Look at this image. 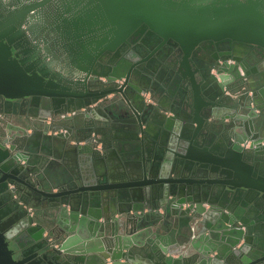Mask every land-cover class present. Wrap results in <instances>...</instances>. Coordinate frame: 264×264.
Instances as JSON below:
<instances>
[{"label":"water","instance_id":"1","mask_svg":"<svg viewBox=\"0 0 264 264\" xmlns=\"http://www.w3.org/2000/svg\"><path fill=\"white\" fill-rule=\"evenodd\" d=\"M45 1L0 14V264H264L260 246L246 258L245 239L224 250L209 230L222 216L240 220L253 194L264 198V145L253 140L264 135V57L244 72L257 74V100L228 97L249 111L218 124L214 87L242 75L227 67L196 81L189 65L208 43L264 55V0H73L79 11L55 29L72 33L79 51H64L82 80L49 73L45 47L42 59L23 47L36 24L19 26ZM137 38L135 50L148 41V63L173 50V73L153 102L122 94L130 121L116 126L96 115L113 90H99L95 76L107 72L91 64ZM118 67L110 75L123 76ZM239 232L222 234L234 246Z\"/></svg>","mask_w":264,"mask_h":264},{"label":"flooded vegetation","instance_id":"2","mask_svg":"<svg viewBox=\"0 0 264 264\" xmlns=\"http://www.w3.org/2000/svg\"><path fill=\"white\" fill-rule=\"evenodd\" d=\"M36 1L38 0H0V14L4 15L9 9ZM72 1L46 0L45 3L37 6L30 18H26L19 26L24 32H27V27L31 22L36 24L31 30V34L36 36L34 39L26 38L25 34L22 35L23 47L36 54L40 59H42L40 47H45L49 54L40 63L49 69V73L53 71L58 72L62 80H82L85 77L84 72L79 71L69 62V57L64 51L65 48L69 51L70 49H78L79 51L72 33L57 32L55 29V26L61 27L64 24L63 20L70 19L81 7L82 2L74 8ZM68 8L70 10L67 11ZM82 38H85V36H82ZM141 40L140 38H137L133 42L128 40L118 47L117 51L106 52L99 62L91 64L95 70L107 72V75L95 76L99 90H113L107 94V97L111 98L110 104L106 108L96 111V115L102 116V118L109 120L110 123L116 126L124 125L130 121L129 117H125V115H130V112L124 105L125 101L121 96L122 94L130 95L136 91H140L139 94L144 95L146 103L153 102L157 95H159V88L166 85L165 83L168 82L170 75L173 73L172 64L170 63L174 60V51L167 48H164L165 50L163 51H155L153 54L155 62L148 63L147 60H143V57L148 52V49H146L148 46L146 42L148 41L144 40V45L137 50L132 48L134 42ZM235 49H237L236 52ZM192 54L189 58V65L190 71L193 73L196 81L199 80V71L204 72L208 82H212V76L221 72L224 73L227 67L238 69L242 75V78L230 81L222 88L215 85L216 87H214L213 91L215 94H218L212 107L214 114L218 118L215 123L218 124L220 117L229 112L245 115L249 109H241L238 106L232 107L230 102H228V97L243 95L244 98H249L250 103L257 100L259 88L261 87L257 81V74L250 71L248 74L244 72L253 66L258 70L262 69L261 59L264 57L263 53L256 48L240 47L224 42L221 44L208 43V46L194 49ZM233 55H236L238 60L233 59ZM133 59L136 61L135 64L133 63ZM117 62H119L121 67H118L114 71L115 73H122L123 76L121 77L110 75L113 65ZM87 66L89 65L87 64ZM196 86L200 89L199 84ZM150 88L154 89L151 97L148 92L149 90H147ZM180 90H182L183 94L187 93L185 88H181ZM253 92L255 94H252ZM118 106L123 107L120 108ZM251 107H253L252 104ZM116 108L119 110H116ZM141 108V106L138 107L136 115L139 120H144L146 117L143 114V108ZM252 109L253 111H257L256 108ZM152 111H157V108H154ZM199 112L201 115L204 112H208V106L204 100ZM253 140H256L255 146L259 149L263 147L264 135H256V138ZM248 144L249 141L246 142V145ZM258 171L264 173V165L258 168ZM252 196L254 198L252 203L249 204L248 209L244 211L240 209L238 211L240 220H236L229 215L222 216L212 222L209 229L212 233L218 234V241L224 245V250H227L228 247H237L245 239L246 245L243 246V256L246 258H249V252L254 250L256 246H260V248H257L258 252L264 255V198L260 194H253ZM236 229H241L239 234H242L243 239L237 244H233L234 246H231L232 240L224 237L222 233L227 230L234 232ZM221 236L223 239L219 240Z\"/></svg>","mask_w":264,"mask_h":264}]
</instances>
